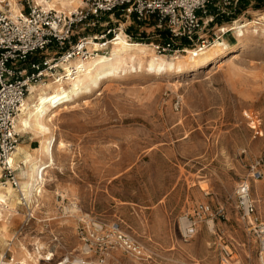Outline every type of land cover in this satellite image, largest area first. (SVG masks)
Returning a JSON list of instances; mask_svg holds the SVG:
<instances>
[{
  "label": "rangeland",
  "instance_id": "374dc122",
  "mask_svg": "<svg viewBox=\"0 0 264 264\" xmlns=\"http://www.w3.org/2000/svg\"><path fill=\"white\" fill-rule=\"evenodd\" d=\"M28 2L42 6L0 0V10L11 15L16 5L27 13ZM86 2L74 0L73 9L62 12ZM257 4L239 0L214 20L201 16L202 31L178 56L199 54L216 42L233 47L205 66L180 73L120 71L57 108L47 120L57 140L54 163L44 172L39 198L28 202L20 191L23 163L13 165L18 187L0 165V188L10 186L17 195L0 218V264L18 260L23 247L33 256L40 252L35 264H81L82 258L83 264H263L262 240L241 219L235 198L238 185L249 182L256 217L264 222V0ZM210 9L213 15L216 9ZM109 20L106 15L100 21ZM237 21L254 22L242 41L233 28ZM103 28L76 29L73 40L100 35ZM148 28L131 20L122 34L147 45L164 41L162 30ZM111 48L100 54L109 55ZM61 75L56 69L34 85ZM18 132L19 143L25 142L18 146L31 152L40 146L39 134ZM254 169L262 172L259 180ZM200 204L210 213L186 241L179 219ZM115 223L136 243V252L112 233Z\"/></svg>",
  "mask_w": 264,
  "mask_h": 264
},
{
  "label": "built area",
  "instance_id": "2783aa9c",
  "mask_svg": "<svg viewBox=\"0 0 264 264\" xmlns=\"http://www.w3.org/2000/svg\"><path fill=\"white\" fill-rule=\"evenodd\" d=\"M238 2L239 0H87L84 6L68 13L28 2V12L15 17L0 10V165L11 183L15 187L19 186L16 169L10 161L19 143L16 118L31 91V85L39 83L45 75L53 76L56 69L63 72L64 79L77 78L85 69L83 63L101 51L107 52L110 43L117 40L126 23L131 20L145 24L150 29L162 30L166 35L164 41L150 45L158 54L177 56L184 51L183 45L193 41L202 31L201 16L214 20L215 15L224 13L227 9L232 10ZM212 7L216 10L213 15H209ZM106 15L110 20L101 22ZM112 23L117 26L114 27ZM97 24L104 27L100 35L73 40L76 29L85 30L96 27ZM93 42L100 44L101 48L94 49ZM48 49H55L52 56L37 58L39 53ZM252 176L259 180L262 177L261 170L254 169ZM235 198L241 219L253 226L252 229L264 245V222L256 217V202L251 197L249 182L238 185ZM209 213L210 207L200 204L194 214L180 217L178 228L184 240L194 237L198 224ZM90 225L98 226L92 220ZM110 228L122 246L132 252L138 250L136 243L120 230L119 224L115 223ZM98 229L103 230L104 226L99 225ZM88 246L84 247L86 252L91 251ZM81 261V264L86 263L83 258Z\"/></svg>",
  "mask_w": 264,
  "mask_h": 264
},
{
  "label": "bare ground",
  "instance_id": "6f19581e",
  "mask_svg": "<svg viewBox=\"0 0 264 264\" xmlns=\"http://www.w3.org/2000/svg\"><path fill=\"white\" fill-rule=\"evenodd\" d=\"M36 1L44 8L54 9L58 12L71 10L75 4L74 0ZM9 13L13 17L21 14L16 5H12ZM253 23L252 21H246L240 24L237 21L233 24L235 35L240 41L244 40L246 29L251 27ZM93 44L94 49L99 50L101 48V45L97 42H93ZM110 45H112L110 54L98 53L85 61L83 63L85 69L77 75V78L57 79L42 85H31V93L25 99L17 115L15 126L20 132L32 131L39 134L41 136L40 146L33 152L23 146H17V150L10 161L12 166L18 165L20 162L25 166L20 173L22 179L20 191L28 202H32L33 199L41 196L46 182L44 172L46 168L54 163V147L57 140L47 120L61 105L75 102L82 95L88 94L104 80L117 75L120 71L128 69L142 70L145 68L158 74L162 72L180 73L191 66H205L215 60L216 56L219 57L233 50V47L229 46L227 42H216L199 54L194 50L195 54L193 55L192 53L182 56L177 55L167 59L163 55L154 54L150 49V45L128 41L122 33ZM62 143L61 145H63ZM16 196L15 189L12 187L0 188V218L3 216V211L13 209L12 207L17 200ZM21 252L22 257L18 260L9 261L7 264H35L40 255V252L37 251L38 255L33 256L26 247H23ZM261 261L264 264V257L261 258Z\"/></svg>",
  "mask_w": 264,
  "mask_h": 264
},
{
  "label": "trees",
  "instance_id": "16d2710c",
  "mask_svg": "<svg viewBox=\"0 0 264 264\" xmlns=\"http://www.w3.org/2000/svg\"><path fill=\"white\" fill-rule=\"evenodd\" d=\"M256 1H257V3H258L257 5L260 6V4L262 3L263 0H256ZM132 29H133V26H130V27L128 28L127 31H128L129 34L132 33ZM134 38L137 39L136 36H135Z\"/></svg>",
  "mask_w": 264,
  "mask_h": 264
},
{
  "label": "crops",
  "instance_id": "0c3cea01",
  "mask_svg": "<svg viewBox=\"0 0 264 264\" xmlns=\"http://www.w3.org/2000/svg\"><path fill=\"white\" fill-rule=\"evenodd\" d=\"M137 24H138L139 27L141 26V28H142V27H147V28H148V26L145 25V24H139V23H137ZM148 29H150V28H148ZM21 143H22V144H25L24 141H23V142L21 141ZM21 143H19V144H21Z\"/></svg>",
  "mask_w": 264,
  "mask_h": 264
}]
</instances>
